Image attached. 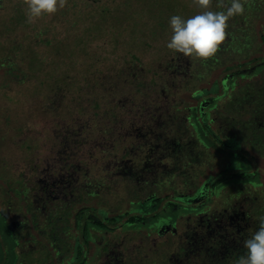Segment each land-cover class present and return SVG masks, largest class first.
Here are the masks:
<instances>
[{
    "label": "trees",
    "instance_id": "16d2710c",
    "mask_svg": "<svg viewBox=\"0 0 264 264\" xmlns=\"http://www.w3.org/2000/svg\"><path fill=\"white\" fill-rule=\"evenodd\" d=\"M198 10L191 0H68L20 35L12 26L27 27L25 5L0 0V144L22 152L13 163L0 151V264H192L217 252L223 208L244 204L259 226L264 0L230 18L214 58L169 51V73L157 68L154 41L170 40V17ZM32 87L50 99L44 116L30 107L37 124L8 107ZM152 137H165L172 166L154 182L137 178Z\"/></svg>",
    "mask_w": 264,
    "mask_h": 264
},
{
    "label": "rangeland",
    "instance_id": "374dc122",
    "mask_svg": "<svg viewBox=\"0 0 264 264\" xmlns=\"http://www.w3.org/2000/svg\"><path fill=\"white\" fill-rule=\"evenodd\" d=\"M195 6V5H194ZM196 7V6H195ZM197 8V7H196ZM200 11V9L198 10V12ZM9 13V18H12L13 16V11L10 10L7 12V14ZM193 15H189L188 18H190ZM49 16H44L40 19H38L36 22L31 23V24H27V27L25 28V30H21L20 28H22L23 26H17L16 27L13 25L12 28L15 29L14 34H26V35H31L33 34L37 29H41L42 27H44V25H46L49 22ZM3 18V17H2ZM5 18V17H4ZM25 26V25H24ZM18 29V30H16ZM21 30V32H20ZM12 34V35H14ZM167 35L162 34L159 36V38H157L154 41V44L156 45V49H158L157 54L158 57L156 60H153L151 57V61L152 64H155V66H157V68H163L165 72H168L167 68L164 66V61H162V58H169L170 57V50L166 47V44L169 40L168 37H166ZM101 42V41H99ZM113 61V60H112ZM166 61V60H165ZM184 65L187 66V60L184 59ZM169 73V72H168ZM172 73V71H171ZM120 82L122 84L123 80L120 79ZM40 89L38 90V92L36 93V90L34 87L32 88H28L25 89L23 91V93L19 96H15L16 98L11 102L10 108H12V114H14V117L17 118H23V122H32L34 124H37V120L35 118L34 112L30 113V110L32 108L30 107H35L37 111L39 112V109L42 107H44V105L46 103L50 102V99L47 97V95H45V91H44V87H39ZM3 91L0 89V96L2 95ZM72 94H75V92H72ZM71 97V96H69ZM69 97H66V101L64 102H68ZM73 103V102H71ZM73 104L70 105V107H72ZM2 104L0 107V113L2 112ZM67 109V106L65 108V110ZM23 114L22 116L19 115ZM40 114H43V111L40 109ZM1 115V114H0ZM32 117V118H31ZM4 117L0 116V120L3 121V123H0V132L3 133V131L5 132V130L7 129V123H5V121L3 120ZM47 118V117H46ZM22 122V121H21ZM112 138V137H111ZM165 137H152L149 140V143H151V148H149L148 150V154L146 159H147V163L145 168L138 174L137 178L139 179H147L151 182L157 181L161 176H163L164 174L168 173L170 170H172V166H171V162L170 159L168 158V150H167V145L164 144L163 140ZM0 151L1 153L4 155H8L9 157L12 158L13 163H17L18 160H22V152L17 149L12 143H2L0 144ZM151 206H149L150 208ZM248 208V207H247ZM246 205H242L241 209H236V207H232L231 209H222L221 212L223 214H221L220 217H218L217 222H216V228L213 229V231H211L212 235H213V240L217 241V247L218 250L217 252L214 253H210L209 252H205L204 256L206 258L207 261H205V258L203 256H197L195 254L191 255V262H193L192 264H208L207 262H209V260L211 258H213L212 254L215 255V258H213L212 260H214L215 262L217 261H227L228 258L233 259L234 258H238L239 256H241L240 253H238L237 251H239L242 247L244 246L242 243V241H245L248 234L252 235L259 226L256 225V220L251 221L252 218H254L252 216L253 211L251 209H247ZM236 221L239 223L240 228L236 231L237 234L229 231V229L231 228V226H233V222ZM1 227V226H0ZM220 228H226L228 230H226V232H222L220 230ZM233 230V227L231 228ZM245 229V230H244ZM201 233L203 232V229H200ZM207 231V229H206ZM241 231L243 232H247L248 234H244L242 235V241H238L239 239V235L238 233H241ZM0 232L2 233L3 230L0 228ZM4 235V234H3ZM1 238V236H0ZM238 239V240H237ZM2 240V239H1ZM0 240V241H1ZM246 252V251H244ZM3 258V252H0V260ZM38 262H42L39 258H35V260L33 261V264H39ZM190 262V261H187ZM215 262L211 261V264ZM26 263V262H24Z\"/></svg>",
    "mask_w": 264,
    "mask_h": 264
},
{
    "label": "clouds",
    "instance_id": "9594fccd",
    "mask_svg": "<svg viewBox=\"0 0 264 264\" xmlns=\"http://www.w3.org/2000/svg\"><path fill=\"white\" fill-rule=\"evenodd\" d=\"M200 11L190 18L172 15L169 20L171 37L166 47L193 60L207 62L220 51L227 38L228 21L243 15L246 0H191ZM26 22L31 24L44 16L55 15L64 9L68 0H22ZM258 229L244 241L246 253L235 264H264V216L259 218Z\"/></svg>",
    "mask_w": 264,
    "mask_h": 264
}]
</instances>
